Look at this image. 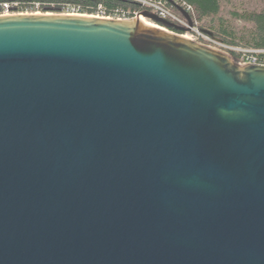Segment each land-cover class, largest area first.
I'll return each mask as SVG.
<instances>
[{"label": "water", "instance_id": "water-1", "mask_svg": "<svg viewBox=\"0 0 264 264\" xmlns=\"http://www.w3.org/2000/svg\"><path fill=\"white\" fill-rule=\"evenodd\" d=\"M164 1L0 15V264H264V65Z\"/></svg>", "mask_w": 264, "mask_h": 264}, {"label": "trees", "instance_id": "trees-1", "mask_svg": "<svg viewBox=\"0 0 264 264\" xmlns=\"http://www.w3.org/2000/svg\"><path fill=\"white\" fill-rule=\"evenodd\" d=\"M164 1V0H162ZM189 6L193 20L201 30L232 48L264 50V0H175ZM166 2V1H165ZM8 4L12 10L25 12L39 9L43 13H76L109 17H129L149 10L137 0H0V9ZM176 14L178 9L167 2ZM171 31L184 34L175 29ZM230 52L239 61V53ZM264 57V55H262Z\"/></svg>", "mask_w": 264, "mask_h": 264}, {"label": "built area", "instance_id": "built-area-1", "mask_svg": "<svg viewBox=\"0 0 264 264\" xmlns=\"http://www.w3.org/2000/svg\"><path fill=\"white\" fill-rule=\"evenodd\" d=\"M137 1L140 2L142 5L146 6L147 8H149V11L159 15L162 18L167 19V20H169V21H171V22H173L179 26L189 27V23H188L187 19L184 16L178 15L174 11H172L167 6V2H165V1H162V0H137ZM182 6L190 14L193 13V10L191 7L185 6V5H182ZM11 12H13L12 8L8 4H5L3 6L2 13H0V15L7 16V15L15 14V13H11ZM70 14H76V13H70ZM139 14H136L132 18H135ZM97 16L102 17V18H109V19L110 18L111 19L112 18H115V19H131L129 17H124V16L123 17H109V16H105L104 13H101ZM196 24H197V22L194 20V26L191 28L192 31L190 32L192 37L202 36V34H201L202 31H200V29L197 27ZM164 30H166V29H164ZM169 31H171V30H169ZM172 32H174V31H172ZM190 39H193V38L190 37ZM262 55H264V50H245L244 52H242V55H241L238 62L243 64V65H246V64L264 65V57Z\"/></svg>", "mask_w": 264, "mask_h": 264}, {"label": "rangeland", "instance_id": "rangeland-1", "mask_svg": "<svg viewBox=\"0 0 264 264\" xmlns=\"http://www.w3.org/2000/svg\"><path fill=\"white\" fill-rule=\"evenodd\" d=\"M38 12H40L41 14H44L42 11H40L39 9H36L35 11H31V10H29V11H25V12H17L16 10H13V12H11V13H15V14H19V13H25V14H35V13H38ZM0 13H2V10L0 9ZM64 14H68V13H64ZM148 20V19H147ZM150 21V20H149ZM150 22H152V21H150ZM154 23V22H153ZM197 27L200 29V27H199V23L197 22ZM191 31H192V29H191ZM190 31V32H191ZM200 31H202L201 29H200ZM190 32H186V33H184L183 35L184 36H188L189 38L191 37V38H193L194 40H196V41H198V42H200V43H202V44H205V45H208V46H210V47H213V48H215V49H218V50H221V51H223V52H226V53H228L229 55H231L234 59L236 58L231 52H230V50L232 49V50H234V51H236V53H239V58L241 57V55H242V52H244L245 51V49H241V48H232V47H229V46H227V45H225V44H223L222 42H220L219 40H217V39H215L213 36H210V35H208V34H205L204 32H201V34H202V36H199V37H192V35H191V33Z\"/></svg>", "mask_w": 264, "mask_h": 264}, {"label": "bare ground", "instance_id": "bare-ground-1", "mask_svg": "<svg viewBox=\"0 0 264 264\" xmlns=\"http://www.w3.org/2000/svg\"><path fill=\"white\" fill-rule=\"evenodd\" d=\"M37 15H41V13L40 12H38V13H36ZM71 15H77V14H71ZM93 17V16H92ZM94 17H99V16H94ZM99 18H102V17H99ZM104 19V18H103ZM141 21L144 23V24H146V25H148V26H151V27H156V28H159V29H162V30H164L165 28L164 27H161V26H159V25H157V24H155V23H153V22H150L149 20H147L146 18H144L143 16L141 17ZM187 38H189L188 36H186Z\"/></svg>", "mask_w": 264, "mask_h": 264}]
</instances>
